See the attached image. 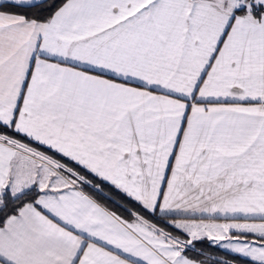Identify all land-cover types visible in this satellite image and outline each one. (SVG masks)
I'll list each match as a JSON object with an SVG mask.
<instances>
[{
	"label": "snow or ice",
	"instance_id": "obj_1",
	"mask_svg": "<svg viewBox=\"0 0 264 264\" xmlns=\"http://www.w3.org/2000/svg\"><path fill=\"white\" fill-rule=\"evenodd\" d=\"M0 264H264V0H0Z\"/></svg>",
	"mask_w": 264,
	"mask_h": 264
}]
</instances>
